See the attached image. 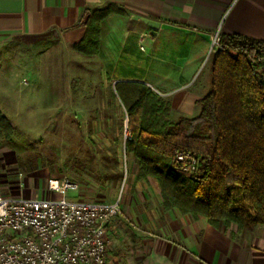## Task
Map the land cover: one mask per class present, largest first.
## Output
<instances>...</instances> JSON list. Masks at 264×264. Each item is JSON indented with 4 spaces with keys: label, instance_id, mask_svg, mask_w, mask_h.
<instances>
[{
    "label": "rangeland",
    "instance_id": "rangeland-1",
    "mask_svg": "<svg viewBox=\"0 0 264 264\" xmlns=\"http://www.w3.org/2000/svg\"><path fill=\"white\" fill-rule=\"evenodd\" d=\"M101 71L57 31L0 44V111L13 127L10 139L0 136V193L48 197V179L66 172L79 185L71 197L120 202L106 264H174L148 241L173 238L170 222L185 213L162 206L156 180L158 189L137 177L138 163L126 152L127 112Z\"/></svg>",
    "mask_w": 264,
    "mask_h": 264
},
{
    "label": "crops",
    "instance_id": "crops-1",
    "mask_svg": "<svg viewBox=\"0 0 264 264\" xmlns=\"http://www.w3.org/2000/svg\"><path fill=\"white\" fill-rule=\"evenodd\" d=\"M107 3L126 14L111 13L100 22L93 57L106 83L122 105L117 84L126 101L128 83L147 85L170 101L173 120L200 112L197 101L210 86L212 36L241 33L264 40V0H0V44L57 31L75 48L86 31L85 9ZM143 18L159 22L155 34ZM205 68L209 72L200 80ZM179 216L170 222L174 237L149 239L150 250L174 264H264V225L239 232L225 222L214 226L204 215Z\"/></svg>",
    "mask_w": 264,
    "mask_h": 264
},
{
    "label": "trees",
    "instance_id": "trees-1",
    "mask_svg": "<svg viewBox=\"0 0 264 264\" xmlns=\"http://www.w3.org/2000/svg\"><path fill=\"white\" fill-rule=\"evenodd\" d=\"M85 13L86 31L74 47L93 55L101 20L126 12L107 3ZM255 56H264V40L219 34L209 55L210 86L195 117L171 119L170 101L145 84L128 83L129 101L116 85L128 116L126 152L138 163V178L157 181L165 209L204 215L214 226L221 220L239 229L264 225V64ZM12 131L0 111V136L10 139ZM178 152L196 159L193 169Z\"/></svg>",
    "mask_w": 264,
    "mask_h": 264
},
{
    "label": "built area",
    "instance_id": "built-area-1",
    "mask_svg": "<svg viewBox=\"0 0 264 264\" xmlns=\"http://www.w3.org/2000/svg\"><path fill=\"white\" fill-rule=\"evenodd\" d=\"M219 47L212 36L210 53ZM264 64V56H255ZM186 157L194 168L196 159ZM48 197L8 196L0 193V264H106L111 222L120 202L71 197L78 182L63 172L48 179Z\"/></svg>",
    "mask_w": 264,
    "mask_h": 264
},
{
    "label": "water",
    "instance_id": "water-1",
    "mask_svg": "<svg viewBox=\"0 0 264 264\" xmlns=\"http://www.w3.org/2000/svg\"><path fill=\"white\" fill-rule=\"evenodd\" d=\"M143 20L145 22H147L152 27L151 34H155L156 33L155 28H157L159 26V22H157L155 20L148 19V18H143Z\"/></svg>",
    "mask_w": 264,
    "mask_h": 264
}]
</instances>
